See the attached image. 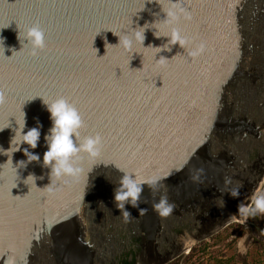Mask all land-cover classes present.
Wrapping results in <instances>:
<instances>
[{"label":"water","instance_id":"water-1","mask_svg":"<svg viewBox=\"0 0 264 264\" xmlns=\"http://www.w3.org/2000/svg\"><path fill=\"white\" fill-rule=\"evenodd\" d=\"M34 26L45 47L32 56ZM144 26L143 47L119 45ZM172 28L184 48L159 37ZM261 87L264 0H0V264H106L125 237L135 264H170L245 222L243 205L264 185V117L251 107ZM58 99L81 116L77 148L101 137L98 157L80 152L71 163L81 174L61 179L43 164V101ZM24 114V133L41 132L29 148L40 160L25 167L28 145L9 151ZM125 175L159 178L141 183L127 220L114 199ZM161 199L173 205L166 218Z\"/></svg>","mask_w":264,"mask_h":264},{"label":"clouds","instance_id":"clouds-1","mask_svg":"<svg viewBox=\"0 0 264 264\" xmlns=\"http://www.w3.org/2000/svg\"><path fill=\"white\" fill-rule=\"evenodd\" d=\"M166 14L167 19L164 22L169 23V25L171 24V22L178 19L176 11L169 10ZM189 18L190 17L187 16L185 17V19ZM139 29H143V31H132V34L130 36L125 34L123 40L118 36L119 45L123 44L126 51H131L134 45L137 43H139L143 47L145 40L144 33L147 28L144 26ZM155 29L157 30L155 33H157L159 29ZM159 37H169L170 45H176L178 43L180 47L184 48L186 44V41L181 37L179 32L175 30V28L171 29L170 35ZM18 40L20 41L19 34ZM24 40L27 41V43L31 46L32 56H35L38 51L43 50V48L45 47L44 33L41 31L39 26L30 28L25 34ZM201 51H203V46H201V48L196 52H192L190 55L192 57H195ZM3 99V95L0 94V103L3 102ZM43 103L46 106V109L50 114V120L52 121L50 134L44 137L48 144V151L43 156V164L45 166H51V176H54L56 179H61L62 177L79 176L82 170L73 167L71 161L80 152L87 154L91 160H95L99 155L101 137L98 135L94 137H88L84 139V141L80 144V147L77 148L74 145L72 139V137H76L77 141L79 140V130L82 127L81 116L77 112V110L64 99H58L51 103L43 101ZM24 128L25 114L23 125H18V128L15 130V136L11 141L12 147H10L9 151H11L13 147H15L16 150L12 152L13 154L17 151H20L22 145H28V148L23 149V153L27 157V161H21L18 164L25 167L27 163L40 160V156L38 154L30 152L29 148L34 150L38 147V142L41 138V132L37 128H32L24 133ZM4 129L0 131H3ZM17 137H19V139H17ZM0 151L4 152L3 149H0ZM14 170L17 174L16 168H14ZM29 177L35 180L33 176ZM29 177L26 180H28ZM158 181L159 178L151 179L148 181H139L128 175H125L120 179V186L115 192L114 199L117 203V207L123 212V216L126 220L130 216L129 212L125 210L126 204L131 203L133 207L137 206V201L142 190L140 186L141 183H148L150 186H155ZM231 194L233 197H235L238 195V192L233 191ZM154 207L155 211L162 218L168 217L173 212V205L169 204L167 199H161L160 202ZM243 208L245 210L250 209L251 211H253V213L264 215V194L260 193L259 191L255 192L250 199V203L247 205H243Z\"/></svg>","mask_w":264,"mask_h":264},{"label":"rangeland","instance_id":"rangeland-1","mask_svg":"<svg viewBox=\"0 0 264 264\" xmlns=\"http://www.w3.org/2000/svg\"><path fill=\"white\" fill-rule=\"evenodd\" d=\"M260 193L264 194V185ZM245 214V222L230 225L213 238L194 246L192 250L207 244L210 248L213 247L210 250L214 251L217 259H221V262L225 264H239L244 257H248L250 264H255L258 261L264 263V255L261 254L264 248V215L253 213L250 209L246 210ZM214 255L212 254L211 258ZM200 256H203L204 259L205 255L197 253V258L194 261L198 260Z\"/></svg>","mask_w":264,"mask_h":264},{"label":"flooded vegetation","instance_id":"flooded-vegetation-1","mask_svg":"<svg viewBox=\"0 0 264 264\" xmlns=\"http://www.w3.org/2000/svg\"><path fill=\"white\" fill-rule=\"evenodd\" d=\"M252 110L257 114V116H263L264 117V87H261L258 89L257 92H255L254 99L251 102ZM249 158L252 160H256L259 158V154L257 151H254L249 155ZM264 162V161H263ZM175 235L168 238L169 242H166V248L171 249V247H174L175 243L178 240V236L180 235L181 231L179 229H176L174 231ZM121 242H124L120 246V251L118 253V256H114V259L110 261V259L107 260L106 264H135L138 256V251L133 249V245L128 249V241L125 238ZM136 242V240H134ZM140 242V241H139ZM135 245H139V243H135Z\"/></svg>","mask_w":264,"mask_h":264},{"label":"trees","instance_id":"trees-1","mask_svg":"<svg viewBox=\"0 0 264 264\" xmlns=\"http://www.w3.org/2000/svg\"><path fill=\"white\" fill-rule=\"evenodd\" d=\"M212 248H210L207 244H204L203 246L199 248H194L187 257L179 258L175 262H172L170 264H212L213 262L214 264H225L221 262V259H217V257L214 255V251H211ZM209 252H210V255H208ZM261 252H262L261 254L264 255V248H263V251ZM197 253L204 254L205 255L204 259L202 258L203 256H200L198 257V260L194 261V259L197 258L196 257ZM212 254L214 255L213 258H211ZM239 264H250L248 261V257H244ZM255 264H264V263L262 261H258V262H255Z\"/></svg>","mask_w":264,"mask_h":264}]
</instances>
